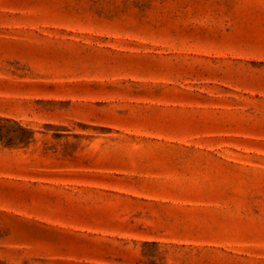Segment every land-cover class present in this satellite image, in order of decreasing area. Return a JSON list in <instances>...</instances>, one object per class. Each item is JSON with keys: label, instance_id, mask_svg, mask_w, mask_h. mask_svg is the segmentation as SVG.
Returning <instances> with one entry per match:
<instances>
[{"label": "rangeland", "instance_id": "1", "mask_svg": "<svg viewBox=\"0 0 264 264\" xmlns=\"http://www.w3.org/2000/svg\"><path fill=\"white\" fill-rule=\"evenodd\" d=\"M0 264H264V0H0Z\"/></svg>", "mask_w": 264, "mask_h": 264}]
</instances>
